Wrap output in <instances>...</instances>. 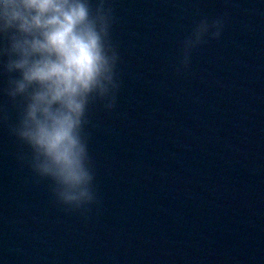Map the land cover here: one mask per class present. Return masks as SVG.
<instances>
[{"label":"water","instance_id":"water-1","mask_svg":"<svg viewBox=\"0 0 264 264\" xmlns=\"http://www.w3.org/2000/svg\"><path fill=\"white\" fill-rule=\"evenodd\" d=\"M109 2L119 88L86 116L91 204L30 167L0 67V264H264V0ZM205 17L221 36L185 68Z\"/></svg>","mask_w":264,"mask_h":264},{"label":"clouds","instance_id":"clouds-1","mask_svg":"<svg viewBox=\"0 0 264 264\" xmlns=\"http://www.w3.org/2000/svg\"><path fill=\"white\" fill-rule=\"evenodd\" d=\"M109 0H0V67L9 74L7 94L23 99L12 132L32 151V170L52 181L68 209L96 199L95 176L84 136L89 105L111 109L119 84V55L110 41ZM224 20L203 18L183 42L182 65L191 52L219 38ZM6 57V60L3 58Z\"/></svg>","mask_w":264,"mask_h":264}]
</instances>
